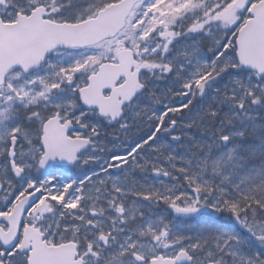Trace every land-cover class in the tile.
Listing matches in <instances>:
<instances>
[{
	"label": "snow or ice",
	"instance_id": "1",
	"mask_svg": "<svg viewBox=\"0 0 264 264\" xmlns=\"http://www.w3.org/2000/svg\"><path fill=\"white\" fill-rule=\"evenodd\" d=\"M0 264H264V0H0Z\"/></svg>",
	"mask_w": 264,
	"mask_h": 264
}]
</instances>
